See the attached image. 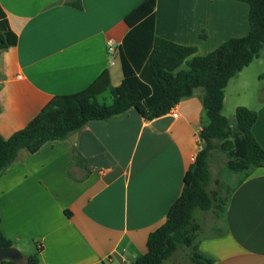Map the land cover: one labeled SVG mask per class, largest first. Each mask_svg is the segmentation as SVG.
I'll use <instances>...</instances> for the list:
<instances>
[{
    "label": "crops",
    "instance_id": "1",
    "mask_svg": "<svg viewBox=\"0 0 264 264\" xmlns=\"http://www.w3.org/2000/svg\"><path fill=\"white\" fill-rule=\"evenodd\" d=\"M70 1L0 0L17 36L15 46L0 51L4 139L56 96L86 89L105 71L113 86L123 78L119 54L111 64L107 43L118 50L129 31L125 17L143 0H80V9ZM248 15L249 6L236 0H157L155 34L203 56L245 36ZM203 93L179 102L169 114L178 118L163 132L130 109L90 121L35 154L21 150L0 177V219L19 258L21 243L31 245L23 263L37 252L38 264H134L145 254L149 234L165 222L202 148ZM243 106L258 112L253 133L264 148V100ZM208 213L201 222L194 218L206 233L199 252L213 264H264V167L232 193L223 221ZM220 228L223 234H214ZM164 264L191 263L176 252Z\"/></svg>",
    "mask_w": 264,
    "mask_h": 264
},
{
    "label": "trees",
    "instance_id": "2",
    "mask_svg": "<svg viewBox=\"0 0 264 264\" xmlns=\"http://www.w3.org/2000/svg\"><path fill=\"white\" fill-rule=\"evenodd\" d=\"M156 1L143 0L125 17L129 31L118 47L123 74L120 84L113 86L110 73L105 71L86 89L56 96L9 139L0 135V177L23 149L35 154L48 142L64 140L90 121L109 120L130 109L151 122L169 115L179 102L201 89L206 116L199 133L202 148L187 170L182 192L170 207L165 222L149 234L147 251L134 264H164L176 252L191 264H213L212 258L198 250L206 233L195 221L194 211L211 212L215 219L223 221L232 193L255 169L264 167V148L253 133L258 112L239 106L234 122L222 114L225 89L230 80L250 66L264 48V0H236L249 6V32L226 40L203 56L197 55L196 47L155 34ZM68 4L78 9L82 7L80 0ZM16 44L17 36L0 5V51ZM108 93L111 103L105 98L100 102L99 97ZM216 141L221 143L217 145ZM216 149L226 155V161L220 166L215 188L209 191L210 163ZM223 232L220 228L214 234ZM13 246L14 242L1 229L0 219V248ZM38 263V252L26 263L19 260L0 262Z\"/></svg>",
    "mask_w": 264,
    "mask_h": 264
},
{
    "label": "rangeland",
    "instance_id": "3",
    "mask_svg": "<svg viewBox=\"0 0 264 264\" xmlns=\"http://www.w3.org/2000/svg\"><path fill=\"white\" fill-rule=\"evenodd\" d=\"M114 69L115 71L120 72V64H116ZM104 98L107 99V102L109 104L111 103L109 93L99 97V101L103 102ZM262 100H264V48L261 50L259 57L255 59L248 68H245L244 71L238 76V78L230 82L226 90V102L223 107L222 114L234 122L235 112L239 106L247 104L251 108H257L261 104ZM197 138L199 140V146L202 147L199 134L197 135ZM216 143L217 145H219L221 141H216ZM225 161L226 155L223 152L218 149L213 151V159L210 163L212 182L208 188L209 191H212L215 188L214 181L219 175L220 166ZM222 170L225 172V166H223ZM226 176L227 175L225 173V177ZM205 213L206 214H204V211L202 210H196L193 216L197 221H200L202 217H206L207 215H209V219L211 214H207V212ZM20 246L21 256L19 258L20 260H18L23 263L25 257L29 254L31 250V245L28 242H23Z\"/></svg>",
    "mask_w": 264,
    "mask_h": 264
},
{
    "label": "water",
    "instance_id": "4",
    "mask_svg": "<svg viewBox=\"0 0 264 264\" xmlns=\"http://www.w3.org/2000/svg\"><path fill=\"white\" fill-rule=\"evenodd\" d=\"M119 84H115L114 86H118ZM172 121L173 116L167 115L153 120L151 124L156 130L163 132L168 128ZM18 258L19 251L16 247L0 248V262L4 259L18 260Z\"/></svg>",
    "mask_w": 264,
    "mask_h": 264
},
{
    "label": "built area",
    "instance_id": "5",
    "mask_svg": "<svg viewBox=\"0 0 264 264\" xmlns=\"http://www.w3.org/2000/svg\"><path fill=\"white\" fill-rule=\"evenodd\" d=\"M107 48H108L109 54H111V57H113V59L111 61V64H113L114 63V57H115V55L118 54L117 46L115 45L114 41L109 40L107 43ZM172 116H173V118H178V112L173 111Z\"/></svg>",
    "mask_w": 264,
    "mask_h": 264
}]
</instances>
